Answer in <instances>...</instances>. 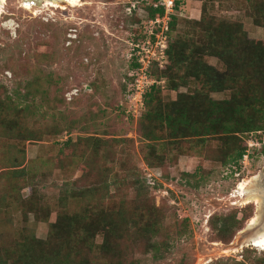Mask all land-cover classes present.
I'll return each mask as SVG.
<instances>
[{
	"label": "rangeland",
	"instance_id": "rangeland-1",
	"mask_svg": "<svg viewBox=\"0 0 264 264\" xmlns=\"http://www.w3.org/2000/svg\"><path fill=\"white\" fill-rule=\"evenodd\" d=\"M139 1L80 0L79 5L65 9H41L37 5L29 9L24 5L26 0H7L6 13L0 18V97L8 101L11 119H20L22 110L33 104L36 114L29 119L32 126L59 127L58 133L44 140L24 144L26 158L19 169L27 170L26 181L22 183L28 184L21 195L31 196V185L37 184L41 202L55 207L62 192L78 187L75 181L85 168L73 164L71 168L63 166L74 154L73 149L62 150L70 137L75 141L90 136L128 138L133 141L127 145L133 152L131 165H137L141 180L151 182L149 191L157 207H162L166 214L164 233L169 235L171 243L167 257L159 262L152 253L137 254L142 264H213L219 260L260 264L264 250L248 245L235 251L230 246L258 210L256 203L244 204L239 187L242 182H253L264 173L261 152L264 131L244 136L243 144L247 146L248 142L249 150L252 138L262 141L257 150L251 149L252 157L245 164L242 161L240 165L234 162L224 165L215 160L216 142L202 149V154L193 153L190 144L185 143L183 154L174 151L162 156L165 161L162 167H149L144 160L141 151L144 141L138 132V122L146 106L132 91L130 79L136 66L130 51L134 41L140 42L137 37L143 39L141 35L145 31L149 34L152 26L148 8ZM134 3L138 8L131 13L127 8ZM210 12L242 22L251 39L264 41V27L257 26L236 0H228L221 6L216 3ZM176 13L181 18L200 19L202 2L183 0ZM10 21L12 28L5 27L4 23ZM179 29L184 31L186 27L181 24ZM210 62L220 66L216 58ZM162 64L159 70L166 67L167 60ZM154 79L165 87L164 78L159 80L154 76ZM164 93L167 98L177 97L174 91L164 89ZM213 96L225 99L230 93ZM114 150L121 151V146ZM14 152L8 148L6 137L0 134V193H7L6 180L1 174L12 166L7 164V159ZM261 184L264 185V175ZM70 205L73 206L72 201ZM246 211L251 217L234 240L229 244L219 241L211 224L212 217L239 212L242 218ZM7 220L12 227H28L41 238H46L49 232V224L37 222L33 214L26 222L17 203L0 212V231H7L3 225ZM55 220L56 212H53L50 221ZM185 226L188 232L179 235L178 230Z\"/></svg>",
	"mask_w": 264,
	"mask_h": 264
},
{
	"label": "trees",
	"instance_id": "trees-1",
	"mask_svg": "<svg viewBox=\"0 0 264 264\" xmlns=\"http://www.w3.org/2000/svg\"><path fill=\"white\" fill-rule=\"evenodd\" d=\"M141 1L139 4L149 10V19L165 16V7H155L157 0L152 4ZM182 1L177 0L176 12ZM198 1L202 2L200 19L171 15L168 64L159 70L160 63L153 61L150 68L153 77L166 80L165 87L156 83L147 89L146 110L138 122L144 141L141 151L152 168L164 166L162 156L166 154H183L185 143L193 153L202 154L212 142L217 143L215 160L240 165L250 148L248 142L247 146L243 144L244 136L264 131V41L251 39L242 22L210 12L216 3L221 6L228 0ZM236 1L257 26L264 27V0ZM134 4L136 7L128 5L131 13L138 8ZM181 24L186 27L184 31L179 29ZM141 36L138 41L146 40L149 34L145 31ZM211 58L218 59L220 66L213 65ZM132 61L136 68L140 65L136 58ZM130 80L134 83L135 77ZM164 89L177 92V97L167 98ZM217 93L230 96L216 99L213 95ZM34 108L28 104L21 118L13 120L8 101L0 97V134L15 151L7 159L12 166L1 174L7 193H0V212L17 203L26 222L33 214L37 222L49 224V232L41 238L28 227H12L5 221L7 231H0V264H142L137 254L151 253L158 262L165 259L171 248L169 235L164 233L166 214L149 191L151 182L141 180L137 165H131L133 152L127 145L133 141L128 138L90 136L75 141L70 137L62 150L67 147L74 154L63 166L85 168L75 181L78 187L62 192L55 207L41 202L37 184L31 185V196L21 195L28 184L22 183L27 170L19 169L26 158L24 144L59 131L57 125L52 129L32 126L29 119L36 114ZM116 146H121V151L116 152ZM261 152L264 154V146ZM53 212L56 220L51 222ZM250 217L247 211L242 218L239 212L214 215L211 224L217 239L231 243ZM187 232L186 226L178 230L179 235ZM213 264L248 263L219 260Z\"/></svg>",
	"mask_w": 264,
	"mask_h": 264
},
{
	"label": "built area",
	"instance_id": "built-area-1",
	"mask_svg": "<svg viewBox=\"0 0 264 264\" xmlns=\"http://www.w3.org/2000/svg\"><path fill=\"white\" fill-rule=\"evenodd\" d=\"M145 1L150 2L152 0ZM154 5L155 7H165V16L156 19H149V23L153 27H151L149 37L140 42L134 41L130 51L131 57L133 59L136 58L140 63L133 73L135 82L133 83L132 91L135 92L134 96H136L141 102L144 101V94L147 89L157 83V80L154 79L150 71L153 61H158L160 66L163 65V60H167L168 62L166 51L169 48L170 39L168 35V32L170 31L169 22L171 20V15L176 13L177 0H157ZM133 7H136L135 4H133ZM129 11L132 12V8H130ZM157 57L161 59H157ZM70 96H72V94ZM249 144L251 149L261 145V143L255 139H252ZM251 149L248 150L244 157V164L250 159Z\"/></svg>",
	"mask_w": 264,
	"mask_h": 264
},
{
	"label": "bare ground",
	"instance_id": "bare-ground-1",
	"mask_svg": "<svg viewBox=\"0 0 264 264\" xmlns=\"http://www.w3.org/2000/svg\"><path fill=\"white\" fill-rule=\"evenodd\" d=\"M36 0H26L24 4L26 8H33ZM80 0H44V4L39 6L41 9L46 7L67 8L68 6L79 5ZM7 0H0V18L6 13ZM38 7V5H37ZM5 27L12 28L13 22H5ZM264 173L256 176L254 181L242 182L239 187L240 196L244 200V204L256 203L258 210L256 215L249 221L248 226L241 231L236 241L230 246L231 249L237 251L248 245H253L264 250V185L261 179Z\"/></svg>",
	"mask_w": 264,
	"mask_h": 264
},
{
	"label": "water",
	"instance_id": "water-1",
	"mask_svg": "<svg viewBox=\"0 0 264 264\" xmlns=\"http://www.w3.org/2000/svg\"><path fill=\"white\" fill-rule=\"evenodd\" d=\"M36 5L41 6L44 4V0H36L34 1Z\"/></svg>",
	"mask_w": 264,
	"mask_h": 264
}]
</instances>
